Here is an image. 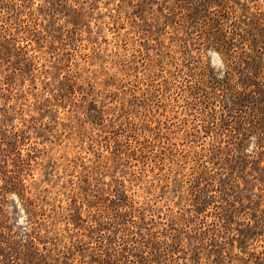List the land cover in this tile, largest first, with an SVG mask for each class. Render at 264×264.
<instances>
[{
    "label": "rangeland",
    "instance_id": "1",
    "mask_svg": "<svg viewBox=\"0 0 264 264\" xmlns=\"http://www.w3.org/2000/svg\"><path fill=\"white\" fill-rule=\"evenodd\" d=\"M11 2L0 264H264V0Z\"/></svg>",
    "mask_w": 264,
    "mask_h": 264
},
{
    "label": "trees",
    "instance_id": "2",
    "mask_svg": "<svg viewBox=\"0 0 264 264\" xmlns=\"http://www.w3.org/2000/svg\"><path fill=\"white\" fill-rule=\"evenodd\" d=\"M12 2L11 3H13V2H15L16 0H11ZM22 1H24V0H22ZM228 1H232V0H228ZM197 2H199V1H197ZM223 3H224V1H223ZM196 4L197 3H194V4H192V5H190V6H193V7H195L196 6ZM227 4H229L228 2H227ZM237 4V3H236ZM198 5V4H197ZM233 5V4H232ZM18 6V5H17ZM16 6V7H17ZM228 7H229V5H227ZM181 7H184V5H181ZM200 6H197V8H199ZM188 10H190V7H186ZM6 9V8H5ZM192 9V8H191ZM7 10V9H6ZM201 10H203V9H201ZM16 11H20V9L19 8H17L16 10H15V12ZM228 11V10H227ZM200 12V11H199ZM205 12V11H204ZM200 14H201V12H200ZM204 16H207V15H204ZM55 37V36H54ZM63 39H64V37H62ZM256 38V37H255ZM39 39H42V37L40 38L39 37ZM252 42V43H251ZM251 42L250 43H248V46L251 48V52H246L245 51V54L244 55H247L246 57H252V56H259L258 54H260V53H263L264 52V46L263 45H257L256 44V42H255V39L254 38H251ZM220 46H222V45H220ZM261 55V54H260ZM243 62H247V61H243ZM248 68V67H247ZM246 68V69H247ZM247 71V70H246ZM250 73V72H249ZM246 77L247 78H249L248 79V81H245V83L243 82L242 84H243V87H245V89H246V91L245 92H243V93H246L247 92V90L248 89H250V88H252V84H256V87H257V89H251L250 90V92H249V94H247V96H245L244 98H240L239 99V102H234V101H232L233 102V104H236V107H233V108H227L226 110H224L223 111V113L224 114H226L227 112V114H226V121H228V122H230L229 123V127H227V129H229V132H230V134H235L234 132H235V130H239V132H238V135H233L235 138H238V139H241V136L242 135H244V136H246L247 134L245 133V130H248V129H245L244 127H241V125H240V127H238V129L235 127L236 125H238L239 126V124H247V122H248V117L246 116V113H248V110L249 109H252V108H255V110L257 111V110H259L260 109V105H264V101H263V99H258V94L260 93V89H262V87H263V85H264V80L262 79L263 78V75H258V76H253L252 74H246ZM228 79H230L229 77H228ZM252 80H257V82H254V83H250ZM239 93V92H238ZM237 93V94H238ZM243 96L245 95V94H242ZM249 95H253V96H250L249 97ZM251 97H252V99H251ZM73 100V99H72ZM260 100H262V101H260ZM71 102H73V101H71ZM258 104H260V105H258ZM71 106V105H70ZM69 106V107H70ZM254 106V107H253ZM240 120V122H238ZM235 124V125H234ZM234 125V126H233ZM231 127V128H230ZM232 127H233V129H232ZM257 128H264V126L263 127H257ZM251 132L252 131H254V128H252L251 130H250ZM263 142V141H262ZM258 145H260V146H263V145H261L260 143L258 144ZM24 148V147H23ZM3 151H5V149H3ZM8 151H10V149L8 150ZM17 153V152H16ZM5 156V155H4ZM11 157H8L7 159H10ZM23 161H25V158H23ZM29 164H32V161H30V162H28ZM241 177H239V178H237L238 180L240 179ZM235 184H237V181H236V183H233L232 185H231V187H234L235 186ZM10 186V185H9ZM11 188V189H10ZM10 188H5V191H6V193L8 194V193H15V194H18L19 195V192L18 191H16V189H15V187H10ZM28 199V198H27ZM118 199V202L120 201V199H121V197H118L117 198ZM32 221V223H34V220H31ZM221 256L224 258V260H227L228 258H229V255L228 254H224V252H222L221 253ZM12 261H14V258H13V255H12ZM213 262V261H212ZM218 261H214L213 263H217Z\"/></svg>",
    "mask_w": 264,
    "mask_h": 264
}]
</instances>
